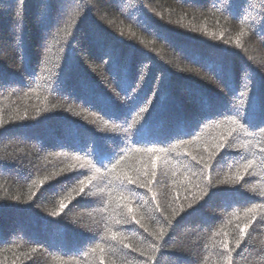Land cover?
Returning <instances> with one entry per match:
<instances>
[{
  "label": "trees",
  "instance_id": "obj_1",
  "mask_svg": "<svg viewBox=\"0 0 264 264\" xmlns=\"http://www.w3.org/2000/svg\"><path fill=\"white\" fill-rule=\"evenodd\" d=\"M0 264H264V0H0Z\"/></svg>",
  "mask_w": 264,
  "mask_h": 264
},
{
  "label": "snow or ice",
  "instance_id": "obj_2",
  "mask_svg": "<svg viewBox=\"0 0 264 264\" xmlns=\"http://www.w3.org/2000/svg\"><path fill=\"white\" fill-rule=\"evenodd\" d=\"M16 15H17V16H20V13H19V12H17V13H16ZM134 123H135V122H134ZM220 147H221V148H223V147H224V145H223V144H221V145H220ZM129 182H131V181H129ZM81 191H83V189H81ZM238 243H239V242H238Z\"/></svg>",
  "mask_w": 264,
  "mask_h": 264
},
{
  "label": "rangeland",
  "instance_id": "obj_3",
  "mask_svg": "<svg viewBox=\"0 0 264 264\" xmlns=\"http://www.w3.org/2000/svg\"><path fill=\"white\" fill-rule=\"evenodd\" d=\"M186 49H188V48H186Z\"/></svg>",
  "mask_w": 264,
  "mask_h": 264
}]
</instances>
